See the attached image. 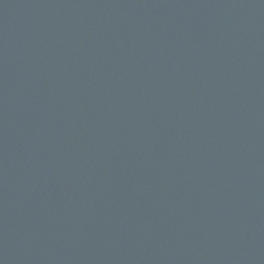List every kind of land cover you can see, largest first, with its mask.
Instances as JSON below:
<instances>
[{"label": "water", "instance_id": "1", "mask_svg": "<svg viewBox=\"0 0 264 264\" xmlns=\"http://www.w3.org/2000/svg\"><path fill=\"white\" fill-rule=\"evenodd\" d=\"M0 264H264V0H0Z\"/></svg>", "mask_w": 264, "mask_h": 264}]
</instances>
